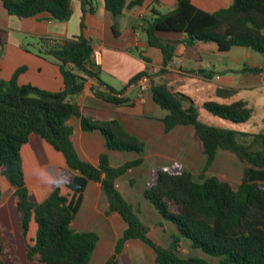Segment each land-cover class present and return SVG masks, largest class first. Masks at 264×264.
Wrapping results in <instances>:
<instances>
[{
    "label": "trees",
    "instance_id": "trees-1",
    "mask_svg": "<svg viewBox=\"0 0 264 264\" xmlns=\"http://www.w3.org/2000/svg\"><path fill=\"white\" fill-rule=\"evenodd\" d=\"M1 1L9 14L21 18L47 12L53 20L67 21L72 13L71 0ZM80 1L83 13L93 11V0ZM176 1V7L169 12L152 9L151 16L142 23L148 44L163 54L162 67L150 75L149 90L153 101L166 111L162 118L165 131L177 125L190 126L205 163L197 177L176 161L152 168L142 195L163 221L175 227L177 234L171 236L168 246L156 243L132 204L117 189V179L139 166L143 162L141 156L113 167L103 152L98 163L93 164L82 160L71 142L72 127L67 120L75 116L83 130L103 135L107 150L138 155L145 150V143L124 131L115 119L93 120L80 111L77 97L87 79L102 84L100 66L91 58L90 39L82 33L72 38H41L39 53L53 58L63 77L60 91L19 85L20 69L9 80L0 78V204L3 186L7 185L13 190L15 202V213H0V264L14 256V231L18 232L25 264H89L98 234L72 226L88 181L100 184L106 212L117 213L125 223L112 254L103 264H117L129 240H139L149 247L156 264H264V129L250 134L208 124L199 118L194 105H182L167 82L155 79L167 72L175 58L176 41L163 39L161 32L183 33L186 45L214 42L221 51L242 46L264 55V0H233L228 7L214 12L200 9L190 0ZM141 3L142 0H104L105 8L115 17ZM6 42L7 31L0 29V45ZM147 70L131 77L126 85ZM106 87L108 91L98 86H91L90 90L95 97L115 105L130 103L129 99L116 96L123 89ZM202 108L237 123L247 121L253 112L241 99L230 103L206 100ZM240 136L251 139H238ZM31 138L41 142V146L35 148ZM255 142H260L257 149L253 148ZM218 150L233 153L243 164L236 187L219 175L205 173ZM49 161L61 163V172L55 163L50 171L44 170L42 166ZM62 187L68 192L61 193ZM13 225L14 231L10 228ZM183 239L190 248L217 261L181 257Z\"/></svg>",
    "mask_w": 264,
    "mask_h": 264
},
{
    "label": "crops",
    "instance_id": "crops-1",
    "mask_svg": "<svg viewBox=\"0 0 264 264\" xmlns=\"http://www.w3.org/2000/svg\"><path fill=\"white\" fill-rule=\"evenodd\" d=\"M190 1L202 10L214 12L228 7L233 0ZM93 4V11L83 13L81 1L71 0L70 18L57 21L47 12L17 17L9 14L0 0V29L7 31V42L0 45V78L9 80L20 69L17 75L19 85L31 84L49 91H60L63 77L59 66L53 58L39 53L43 46L39 40L72 38L82 33L90 39L93 49L100 52L102 84L93 78L87 79L83 92L77 97L81 113L98 121L115 119L124 131L145 143V150L141 155L107 150L100 132L83 130L79 118L71 116L67 123L72 127L71 142L78 156L97 164L100 154L106 152L113 167L141 156L143 162L137 166L138 176L141 171L151 170L149 165L159 167L174 161L183 165L200 157L204 165L205 156L193 129L177 125L165 131L162 118L166 111L153 101L150 90L139 94L136 87L126 85L137 73L162 67L163 54L159 48L148 44L142 23L151 16L152 9L166 13L176 7L177 1L142 0L141 4L124 9L116 17L105 8L104 0H93ZM159 35L163 39L175 40L176 48L167 72L155 79L167 82L176 93L183 95L185 107L202 108L206 100L230 103L241 99L252 108V116L255 105L264 110V55L242 46L221 51L214 42L195 41L193 45H186L183 41L185 35L178 32H161ZM251 68L258 71L251 72ZM91 86L106 91V86L116 91L123 89L116 96L127 98L130 103L115 105L97 98L91 92ZM32 139L35 148L41 146V142ZM93 187L98 188L99 183L88 181L85 192Z\"/></svg>",
    "mask_w": 264,
    "mask_h": 264
},
{
    "label": "rangeland",
    "instance_id": "rangeland-1",
    "mask_svg": "<svg viewBox=\"0 0 264 264\" xmlns=\"http://www.w3.org/2000/svg\"><path fill=\"white\" fill-rule=\"evenodd\" d=\"M196 109L200 118L211 125L231 128L236 131L250 134L258 133L264 129V110L262 106L255 105L253 116L242 123L232 122L228 119L215 116L200 107H196ZM240 138L247 140L251 139V137H238V139ZM258 147H260V142H255L253 148L257 149ZM201 159L202 158L200 157L199 160H191L183 163L194 177H197L202 172L201 169L203 167V162ZM54 163L59 167L57 168V171L61 172L63 165L54 161H49L42 167L44 170L50 171L52 169L51 165ZM155 167L156 166L152 165L148 166L149 169ZM242 171L243 164L233 153L226 150H218L216 158L205 173L219 175L221 178L228 180L233 187H236L240 183ZM137 172L138 167L127 170L125 175L118 179L116 183L117 189L122 196L132 204L133 210L136 212L140 220L147 225L149 228L148 235L156 243L162 246H168L171 241V236L177 234L176 231H173L176 229L172 224L163 221L151 205H146V203H149L143 198L142 192L144 186L149 180L150 170L148 171L147 169V172H139V176ZM65 173L68 175L67 172ZM142 175L144 176L142 177ZM0 183L3 185L1 177ZM53 183L54 182H52V184ZM3 189L0 213L10 210L13 212V210H15V202L12 196L13 190L8 187V185L3 186ZM66 192H68L67 189L62 187L61 193L65 194ZM106 209L107 203L99 184L98 188L93 187L84 192L81 207L72 221L73 228L80 231L92 230L98 234L99 239L89 264H103L105 262V260L112 254L116 239L121 235L125 227L124 221L117 213L108 214ZM13 213H15V211ZM10 228L13 231L16 229L14 225ZM14 233L16 234L14 256H8L6 264H25L23 248L17 235L18 232L14 231ZM180 244L182 252H180L179 255L183 258H186L189 255H201L200 257L207 261H217V258H210L205 256L202 252L190 248L188 241L184 239L181 240ZM154 258L153 251L141 241L129 240L125 243V246L118 257L117 264H156Z\"/></svg>",
    "mask_w": 264,
    "mask_h": 264
},
{
    "label": "built area",
    "instance_id": "built-area-1",
    "mask_svg": "<svg viewBox=\"0 0 264 264\" xmlns=\"http://www.w3.org/2000/svg\"><path fill=\"white\" fill-rule=\"evenodd\" d=\"M91 58L96 65H99L101 62L100 52L97 49L92 50ZM157 71L156 68H149L145 74L141 75L134 82L129 83L128 85L136 87L139 94L149 90L150 88V75Z\"/></svg>",
    "mask_w": 264,
    "mask_h": 264
},
{
    "label": "water",
    "instance_id": "water-1",
    "mask_svg": "<svg viewBox=\"0 0 264 264\" xmlns=\"http://www.w3.org/2000/svg\"><path fill=\"white\" fill-rule=\"evenodd\" d=\"M176 97L181 101L182 105L185 107L184 103V96L181 94L176 93Z\"/></svg>",
    "mask_w": 264,
    "mask_h": 264
}]
</instances>
